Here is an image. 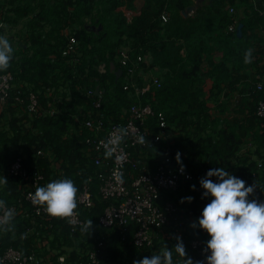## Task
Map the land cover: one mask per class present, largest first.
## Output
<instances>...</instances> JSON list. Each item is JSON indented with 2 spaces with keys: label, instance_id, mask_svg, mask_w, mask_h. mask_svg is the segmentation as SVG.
I'll use <instances>...</instances> for the list:
<instances>
[{
  "label": "trees",
  "instance_id": "16d2710c",
  "mask_svg": "<svg viewBox=\"0 0 264 264\" xmlns=\"http://www.w3.org/2000/svg\"><path fill=\"white\" fill-rule=\"evenodd\" d=\"M141 1L136 10L134 0H0V24L6 26L0 28V35L7 36L14 49L10 67L0 71L13 77L9 99L0 106V178L8 181L0 185V199L15 206L17 214L15 231L0 232V256L13 248L34 251L43 258L65 255L70 264H76L86 260L85 253L101 237L105 242L101 264H133L151 258L164 245L174 248L169 224L157 232L153 249L148 250L133 245L134 224L121 241L116 227L107 230L99 223L113 201L101 199L98 169L83 145L92 135L83 124L94 118L95 100H100L105 126L120 120L137 102L148 103L155 113L164 114L166 136L157 148L141 155L140 165L154 171L166 152L172 167H183L192 175V180L180 182L175 190L160 191L157 201L159 207L174 206L185 223V259L200 262L190 243L199 240L207 246L210 240L198 224L212 199L203 196L200 185L210 169L224 168L246 186L256 185L249 199L264 200V121L255 117V108L263 99L255 84L264 82V0H210L186 17L182 12L192 0ZM227 7H233L235 14H229ZM163 12L169 18L166 23L160 20ZM234 20L242 24L240 38L236 31H228ZM70 38L75 40V51L63 56ZM248 49L253 50L251 63L244 62ZM120 51H127L133 61L139 55L149 56L145 73L157 76L159 87H150L140 99L124 91L123 75L116 79L110 72V65L120 69ZM30 95L38 103L35 114L25 109ZM16 96L23 100L22 105L15 102ZM234 97L238 98L235 104ZM227 110L232 117L225 124L222 116ZM148 125L158 132L154 119ZM168 134L176 136L168 138ZM38 150L46 153L37 156ZM18 158L24 165H35L46 183L71 178L79 190L89 184L94 206L81 216L83 225L92 220L88 232L80 228L70 237L65 219L51 218L38 226L26 219L24 212H30L31 206L7 174ZM131 158L139 155L133 153ZM52 165H59V175ZM125 170L135 171L130 166ZM212 180L218 182L216 177ZM187 197L193 198L190 203ZM29 228L36 234L28 235ZM182 259L173 250V264H182Z\"/></svg>",
  "mask_w": 264,
  "mask_h": 264
},
{
  "label": "built area",
  "instance_id": "2783aa9c",
  "mask_svg": "<svg viewBox=\"0 0 264 264\" xmlns=\"http://www.w3.org/2000/svg\"><path fill=\"white\" fill-rule=\"evenodd\" d=\"M227 9L229 14H234L233 7H227ZM183 13L189 16L188 11L185 10ZM168 19V15L165 12L160 15V20L163 23H166ZM236 27L237 23L234 20L228 27V31L234 33ZM74 51L75 40L70 38L62 55L66 56ZM118 62L122 71L121 75L126 80L123 85L124 91H130L135 97L140 99L148 93L150 87H159L158 77L150 71L145 73V69L150 67L151 58L149 56L139 55L133 61L127 51H120ZM12 82L13 77L10 74H0V106L8 101ZM255 90L263 96V99L258 102L255 108V117L264 121V82H257ZM15 102L18 105L23 104V100L18 96L15 97ZM92 108L95 111L94 118L85 120L83 124L92 133L91 136L83 140L84 150L86 156L92 160L94 166L98 169L97 178L100 181L99 194L101 199L113 201L104 209L99 217V223L107 230L116 227L117 235L121 241L126 240V235L130 232V225L134 224L136 230L132 243L138 249H153L154 237L167 224L172 226L170 234L172 243H176L177 238L182 240L185 233V223L177 215L176 208L169 203L159 207L157 201L160 191L175 190L180 182L192 180V175L184 170L181 172L179 167H172V159L166 152L162 154L154 171L145 170L140 165L143 162L141 155L146 151L157 148L166 136L167 124L164 114L161 112L155 113L152 106L148 103L137 102L129 106L120 117V120L105 126L103 116L100 113V100H95L92 103ZM25 109L29 114L37 112L38 103L34 95L28 97ZM52 114H54V109L50 111V115ZM149 119L155 120L157 133L151 131L148 125ZM121 126L128 129V136L120 144V150L112 158L106 159L104 144L110 139H115L117 129ZM140 135L145 137L146 142L144 144H141L138 140ZM45 153L43 150H38L36 155L43 156ZM133 153H137L139 158H131ZM118 155H122L124 159L118 160L116 158ZM127 166H130L135 171L126 172L125 168ZM259 167H261L260 163H258ZM52 168L55 174H60L59 165H52ZM7 174L16 181L23 201L31 206V211L28 213L24 212V215L33 226H38L40 222H48L53 218L47 215L43 207L32 202L30 194H34L36 187L47 184L44 175L35 165H24L23 161L18 158L10 165ZM118 175H122V183L117 179ZM78 196L77 215L71 219V222L65 219L70 237H74L79 229L83 227L82 213L94 206L88 183L80 188ZM261 202H264V200ZM19 203L21 204L20 201ZM7 207L16 211L15 206ZM26 233L28 235L36 234L33 228L27 229ZM104 243V237L99 238L94 249L85 253L86 260H80L76 264H101ZM190 248L197 252L200 262L206 264L207 256L210 255L207 246L201 241L195 240L190 243ZM0 264L70 263L65 255H51L43 258L34 251L9 248L0 256Z\"/></svg>",
  "mask_w": 264,
  "mask_h": 264
},
{
  "label": "clouds",
  "instance_id": "9594fccd",
  "mask_svg": "<svg viewBox=\"0 0 264 264\" xmlns=\"http://www.w3.org/2000/svg\"><path fill=\"white\" fill-rule=\"evenodd\" d=\"M0 28H6L0 24ZM252 49L245 52L244 62L251 63ZM14 49L5 35H0V71H7L13 59ZM128 136V129L119 127L115 139H110L104 144L105 158H112L120 149L119 146ZM141 144L146 142L140 135ZM180 153L176 159L180 162ZM123 160L122 155L116 157ZM183 172V167H181ZM216 177L218 182H213ZM117 179L122 183V175ZM6 178H0V185H7ZM204 189L203 196H210L211 202L206 204L198 220L199 227L204 230L210 240L207 242L206 264H264V202L249 199L256 189V185L246 186V182L227 172L224 168H213L206 173V177L200 180ZM193 190L195 186L193 185ZM79 189L71 178H60L47 183L45 186L36 187L34 194H30L35 205L43 207L48 216L53 218L71 219L77 215L79 206ZM187 197V202L192 201ZM182 203L184 200L181 201ZM14 209L7 207L6 202L0 199V232L15 231ZM193 227L196 225L193 224ZM92 227L89 219L83 225L81 231L88 232ZM26 238V234L21 236ZM173 250L183 258L182 264H194L191 258L186 257L185 246L180 238L173 249L164 245L161 250L144 257L142 260H134L133 264H173ZM202 264V262H196Z\"/></svg>",
  "mask_w": 264,
  "mask_h": 264
},
{
  "label": "crops",
  "instance_id": "0c3cea01",
  "mask_svg": "<svg viewBox=\"0 0 264 264\" xmlns=\"http://www.w3.org/2000/svg\"><path fill=\"white\" fill-rule=\"evenodd\" d=\"M209 3H210V0H192V4L190 6L191 9L188 11L189 12L188 15L189 16L193 15L197 11V9L202 8L204 6H207ZM142 4H143V2L141 0H134L133 7L136 10H139L141 8ZM122 10H124V9H122ZM235 12H234V14H235ZM125 14L127 15L128 18L131 17V15L129 13H125ZM64 32L68 33V29H66ZM236 99H238V98L234 97V100H235L234 104L236 103ZM231 117H232V114H229V112L227 110V113H225V115L222 116V118H225L227 120L226 122L224 121V123L226 124L227 122H229L231 120ZM168 135H169L168 138H171L173 135L176 136V134H172V136H171V134H168Z\"/></svg>",
  "mask_w": 264,
  "mask_h": 264
},
{
  "label": "water",
  "instance_id": "95a60500",
  "mask_svg": "<svg viewBox=\"0 0 264 264\" xmlns=\"http://www.w3.org/2000/svg\"><path fill=\"white\" fill-rule=\"evenodd\" d=\"M190 9H191V8L188 7V8L186 9V11H189ZM183 16L186 17V14L183 13ZM241 34H242V24H238L237 27H236V36H237L238 38H240V37H241ZM110 72H113V73H114L116 79H118V78L121 76V74H122L121 69H116V70H115V68H114L113 65H110ZM97 92H98V88H96V93H97Z\"/></svg>",
  "mask_w": 264,
  "mask_h": 264
},
{
  "label": "rangeland",
  "instance_id": "374dc122",
  "mask_svg": "<svg viewBox=\"0 0 264 264\" xmlns=\"http://www.w3.org/2000/svg\"><path fill=\"white\" fill-rule=\"evenodd\" d=\"M123 79H121V81H122Z\"/></svg>",
  "mask_w": 264,
  "mask_h": 264
}]
</instances>
